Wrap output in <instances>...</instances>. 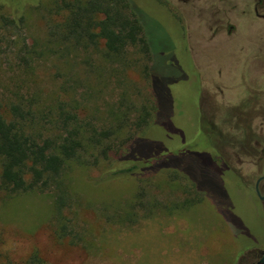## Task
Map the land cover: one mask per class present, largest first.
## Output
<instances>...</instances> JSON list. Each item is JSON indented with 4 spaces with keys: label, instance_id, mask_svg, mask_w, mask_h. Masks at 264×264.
<instances>
[{
    "label": "rangeland",
    "instance_id": "374dc122",
    "mask_svg": "<svg viewBox=\"0 0 264 264\" xmlns=\"http://www.w3.org/2000/svg\"><path fill=\"white\" fill-rule=\"evenodd\" d=\"M132 1L155 57L151 84L159 122L150 120L136 131L133 149L143 157L159 154L162 147L183 153L171 164L203 194L188 193L189 184L172 180L170 172L104 180L111 167L105 159L85 168L73 165L66 176L70 204L64 214L81 240L72 234L56 239L48 192L0 193V264H25L34 252L43 264H230L245 247L264 242L261 209L230 166L232 137L239 132L235 120L222 119L231 109L229 89L221 96L212 85L224 52L212 50L211 30L199 32L192 4L187 8L173 0L170 8L184 21L198 76L178 19L161 0ZM50 5V0L16 6L0 0V104L8 107L21 98L43 109L67 82L95 124L108 119L110 108L149 106L147 56L128 47L129 63L123 66L108 63L91 48L72 51L68 61L53 55ZM17 16L23 23L13 27L9 21Z\"/></svg>",
    "mask_w": 264,
    "mask_h": 264
},
{
    "label": "trees",
    "instance_id": "16d2710c",
    "mask_svg": "<svg viewBox=\"0 0 264 264\" xmlns=\"http://www.w3.org/2000/svg\"><path fill=\"white\" fill-rule=\"evenodd\" d=\"M10 1L16 6L27 5L31 0ZM161 1L165 6L166 2ZM50 4L48 14L52 17L48 18V44L53 55L68 61L72 51L87 52L91 48L101 53L108 63L124 66L129 63L127 48H138L149 62L143 71L150 85L152 102L139 108L131 105L125 111L121 107L110 108L108 119L96 124L70 93L72 87L67 82L62 85L58 99L52 105H42L43 109L21 98L8 107L0 104V193L48 192L52 199L54 234L58 240L71 234L73 239L81 240V236L69 227L70 220L64 214L70 204L66 176L73 165L85 168L105 159L111 167L104 180L126 176L144 179L159 172H170L172 180L189 184L188 193L203 194L180 167L171 164L183 153L173 154L162 147L159 154L155 151L143 157L133 149L139 138L136 131L150 120L159 123L156 95L151 84L155 57L133 1L50 0ZM168 11L178 19L184 34L179 16L169 8ZM9 22L13 27H19L23 17L17 16ZM94 70L98 72L99 68ZM134 111L141 115L131 119L130 113ZM112 164H117L116 169ZM119 165L123 167L118 168ZM4 264L13 263L7 261ZM25 264H43V261L34 252Z\"/></svg>",
    "mask_w": 264,
    "mask_h": 264
},
{
    "label": "flooded vegetation",
    "instance_id": "af4514ba",
    "mask_svg": "<svg viewBox=\"0 0 264 264\" xmlns=\"http://www.w3.org/2000/svg\"><path fill=\"white\" fill-rule=\"evenodd\" d=\"M163 1L173 11L170 8L173 0ZM182 1L187 8L191 3L196 9L199 32L212 31V50L225 54L215 65L212 85L221 96L224 88L229 89L231 109L222 119L235 120L234 129L239 132L232 137L230 166L234 177L254 195L264 217V0ZM180 20L186 52L199 76L186 26L183 19ZM204 51L206 47L202 48ZM203 57L206 59L205 55ZM241 124H244L243 129ZM218 142L221 143L220 139ZM230 264H264V242L255 241L245 247Z\"/></svg>",
    "mask_w": 264,
    "mask_h": 264
}]
</instances>
